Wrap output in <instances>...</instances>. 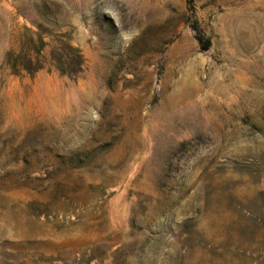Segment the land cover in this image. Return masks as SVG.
<instances>
[{"label":"rangeland","instance_id":"rangeland-1","mask_svg":"<svg viewBox=\"0 0 264 264\" xmlns=\"http://www.w3.org/2000/svg\"><path fill=\"white\" fill-rule=\"evenodd\" d=\"M0 264H264V0H0Z\"/></svg>","mask_w":264,"mask_h":264}]
</instances>
